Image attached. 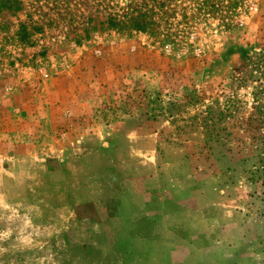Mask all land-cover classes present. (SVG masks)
Masks as SVG:
<instances>
[{"label": "rangeland", "instance_id": "374dc122", "mask_svg": "<svg viewBox=\"0 0 264 264\" xmlns=\"http://www.w3.org/2000/svg\"><path fill=\"white\" fill-rule=\"evenodd\" d=\"M203 1L0 0V264H264V0Z\"/></svg>", "mask_w": 264, "mask_h": 264}, {"label": "trees", "instance_id": "16d2710c", "mask_svg": "<svg viewBox=\"0 0 264 264\" xmlns=\"http://www.w3.org/2000/svg\"><path fill=\"white\" fill-rule=\"evenodd\" d=\"M210 0L203 1L202 7L206 8V3ZM10 9V8H8ZM150 22L147 20L145 14H140L136 16H129L127 18V22L119 21L114 18H110L108 20V27L112 29H116L117 27H128L135 32L144 33L150 27Z\"/></svg>", "mask_w": 264, "mask_h": 264}]
</instances>
